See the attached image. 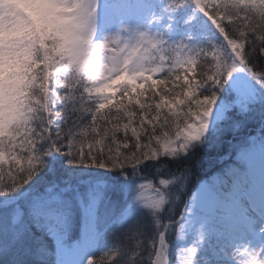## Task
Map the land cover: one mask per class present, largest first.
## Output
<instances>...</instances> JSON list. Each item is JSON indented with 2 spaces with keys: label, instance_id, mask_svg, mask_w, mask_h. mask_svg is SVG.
I'll list each match as a JSON object with an SVG mask.
<instances>
[{
  "label": "snow or ice",
  "instance_id": "obj_1",
  "mask_svg": "<svg viewBox=\"0 0 264 264\" xmlns=\"http://www.w3.org/2000/svg\"><path fill=\"white\" fill-rule=\"evenodd\" d=\"M26 4L0 24V264H264L248 169L190 190L264 126V0Z\"/></svg>",
  "mask_w": 264,
  "mask_h": 264
},
{
  "label": "trees",
  "instance_id": "obj_2",
  "mask_svg": "<svg viewBox=\"0 0 264 264\" xmlns=\"http://www.w3.org/2000/svg\"><path fill=\"white\" fill-rule=\"evenodd\" d=\"M0 82H3V75L2 79L0 78ZM0 88H2L1 84ZM252 137H255L254 141L251 140ZM258 140H264V126H262L259 114L254 116L252 119L247 120L239 131L228 133L223 138L220 148L217 151L211 152L208 159H205L202 163V166L194 171L190 190L196 189L197 185L202 181H210V179H212V177L217 173L222 170H227L231 166L237 165L241 167L242 170L245 169L246 164L238 158V154L243 150H247L250 145L253 146V144ZM201 154L202 153H197V155ZM179 166H182V164ZM247 189H250L251 191L253 189V185L249 183V187ZM246 191L250 196L249 191Z\"/></svg>",
  "mask_w": 264,
  "mask_h": 264
},
{
  "label": "rangeland",
  "instance_id": "obj_3",
  "mask_svg": "<svg viewBox=\"0 0 264 264\" xmlns=\"http://www.w3.org/2000/svg\"><path fill=\"white\" fill-rule=\"evenodd\" d=\"M21 2L25 5V8H26L27 7L26 0H21ZM4 33L5 32H4L3 27H0V40L3 39V37L5 35ZM3 67H4L3 55H2V53H0V78L1 79H2V75H3ZM0 84L3 86V82H0ZM257 114H255L254 116H256ZM253 117H251L250 119H252ZM250 119H248V120H250ZM254 138L255 137H252L251 140L254 141L255 140ZM257 142L254 143L255 146H254V144H253V146L250 145L247 150H243V151L254 150L256 152V159H255V162L253 165L250 166L245 162V164H246L245 169H248L250 184L253 185V189L251 191H250V189H246V190L249 191L251 197H253L256 201H259L261 195L264 194V176H262L261 159H260V154H259L260 153V145H261V143H264V140H258ZM205 181H202L201 183H203ZM247 193L248 192L245 191L244 195L241 197V200L245 203L247 202L248 198L250 197ZM233 216L235 219H239L240 218V209L237 208L236 210H234Z\"/></svg>",
  "mask_w": 264,
  "mask_h": 264
},
{
  "label": "clouds",
  "instance_id": "obj_4",
  "mask_svg": "<svg viewBox=\"0 0 264 264\" xmlns=\"http://www.w3.org/2000/svg\"><path fill=\"white\" fill-rule=\"evenodd\" d=\"M24 10L25 5L21 0H0V24L5 28L8 24L18 25Z\"/></svg>",
  "mask_w": 264,
  "mask_h": 264
}]
</instances>
